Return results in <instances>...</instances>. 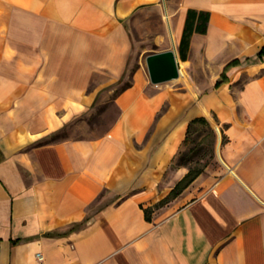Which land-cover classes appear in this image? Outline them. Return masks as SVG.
<instances>
[{"label":"crops","instance_id":"1","mask_svg":"<svg viewBox=\"0 0 264 264\" xmlns=\"http://www.w3.org/2000/svg\"><path fill=\"white\" fill-rule=\"evenodd\" d=\"M189 8L209 12L183 60L208 78L194 110L135 72L104 134L45 141L122 77L131 19L160 13L158 42L178 45ZM263 45L264 0H0V264H264ZM198 116L218 168L148 221L187 173L164 183Z\"/></svg>","mask_w":264,"mask_h":264},{"label":"rangeland","instance_id":"2","mask_svg":"<svg viewBox=\"0 0 264 264\" xmlns=\"http://www.w3.org/2000/svg\"><path fill=\"white\" fill-rule=\"evenodd\" d=\"M161 17L160 13L148 11L145 14L141 13L134 19H131L129 24L125 23L132 39V51L129 56L128 67L122 77L104 86L98 93L92 107L88 109L85 114L66 123L60 130L49 135L45 141L64 138H91L104 134L118 116V110L114 104L115 97L122 89L132 84L135 72L143 74L147 78V85L150 87L151 91L165 90L172 96L182 98L184 106L188 111L190 109L194 110V102L200 95L197 90L198 84L205 87L208 78L199 77V75L194 72V67L190 68L188 62L181 60L177 44H175V47L183 74H180L177 79L157 85L152 84L149 80L145 62L146 55L156 51L172 49L174 46L168 38L167 43L158 42L159 36L161 35L165 34L169 37L167 31L160 28ZM168 105L169 102L166 103L162 110L166 109ZM211 126L213 131H211L206 124L198 123L194 126V133L190 135L187 141L183 140L173 163L168 169L166 179H164L165 184L170 183V177L178 166L185 167L187 171L189 167L192 169H203L202 173L196 178L201 175H208L212 170L218 168L217 143L219 131L215 123H211ZM56 133H58L57 136L52 137V135ZM189 148H193V150L189 151ZM186 153L187 156L185 159L187 161L184 159L182 162L183 155ZM189 156H191V159H188ZM190 184H188V186ZM111 199L112 196L106 195L97 206L104 205ZM175 199L176 197H169L168 200L159 203L160 199L149 206L152 207V213L157 211L159 216L166 215L179 205L178 201Z\"/></svg>","mask_w":264,"mask_h":264},{"label":"trees","instance_id":"3","mask_svg":"<svg viewBox=\"0 0 264 264\" xmlns=\"http://www.w3.org/2000/svg\"><path fill=\"white\" fill-rule=\"evenodd\" d=\"M208 20H209V12L208 11L196 10V9H192V8H189L187 10L186 19H185V23H184V27H183V31H182V36H181L180 42L178 44V53H179L181 60H186V58H187V53H188L189 46H190V38H191L192 34L195 32L205 33ZM263 57H264V45L257 52L256 60H261ZM238 63H239L238 60H233V61L229 62L225 66V70L228 67H230L232 65H236ZM221 77H222V79L218 80L216 85H219L222 81H224L225 75L222 74ZM124 89H122L121 91H123ZM198 123L208 125L209 128L211 129V131H213L211 123L209 122V120L206 117H204V116L194 117L188 122L184 141H187V139H189L190 135L192 133H194V130H195L194 126L197 125ZM57 134L58 133L52 135V137L57 136ZM222 141H224V137L222 138ZM192 150H193V148H189V151H192ZM186 156H187V153L185 155H183L182 162ZM188 159H191V156H189ZM202 171H203V169H192L191 167H189L188 171L184 175V177L174 185V187L171 189V191L164 198H162L159 201V203L164 202L165 200H168L169 197H177L188 186V184H190L200 173H202ZM142 208L144 210L146 220L151 221V219H152L151 208L152 207L147 206V207H142ZM88 219L89 218L86 217V219H84L81 222H76V223L71 224L69 226V231L79 229L80 227H82L84 224L87 223ZM51 234L61 235L62 233L53 232V233H50V235Z\"/></svg>","mask_w":264,"mask_h":264},{"label":"water","instance_id":"4","mask_svg":"<svg viewBox=\"0 0 264 264\" xmlns=\"http://www.w3.org/2000/svg\"><path fill=\"white\" fill-rule=\"evenodd\" d=\"M145 62L148 77L152 84L168 82L180 76V63L175 45L172 49L147 54Z\"/></svg>","mask_w":264,"mask_h":264},{"label":"bare ground","instance_id":"5","mask_svg":"<svg viewBox=\"0 0 264 264\" xmlns=\"http://www.w3.org/2000/svg\"><path fill=\"white\" fill-rule=\"evenodd\" d=\"M172 44L175 45L174 42H172ZM180 66H181V64H180ZM180 66H179V68H180V74H183L182 68Z\"/></svg>","mask_w":264,"mask_h":264},{"label":"built area","instance_id":"6","mask_svg":"<svg viewBox=\"0 0 264 264\" xmlns=\"http://www.w3.org/2000/svg\"><path fill=\"white\" fill-rule=\"evenodd\" d=\"M37 256L41 259L42 258V256L40 255V254H37Z\"/></svg>","mask_w":264,"mask_h":264}]
</instances>
